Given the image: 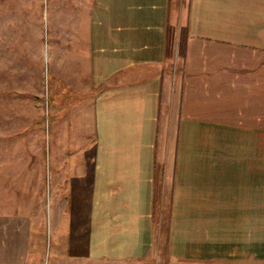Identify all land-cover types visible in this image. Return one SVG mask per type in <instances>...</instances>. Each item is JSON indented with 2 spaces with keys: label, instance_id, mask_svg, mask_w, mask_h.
Returning <instances> with one entry per match:
<instances>
[{
  "label": "crops",
  "instance_id": "1",
  "mask_svg": "<svg viewBox=\"0 0 264 264\" xmlns=\"http://www.w3.org/2000/svg\"><path fill=\"white\" fill-rule=\"evenodd\" d=\"M82 8L38 164L62 258L264 264V0ZM1 200L0 249L26 247Z\"/></svg>",
  "mask_w": 264,
  "mask_h": 264
},
{
  "label": "rangeland",
  "instance_id": "2",
  "mask_svg": "<svg viewBox=\"0 0 264 264\" xmlns=\"http://www.w3.org/2000/svg\"><path fill=\"white\" fill-rule=\"evenodd\" d=\"M83 1L0 0V208L4 194V213L18 209L27 236L24 248L0 249V264H104L62 258L68 254L56 249L50 229L52 185L38 175L43 150L47 163L50 95L64 79L72 16L78 21L73 33L86 38Z\"/></svg>",
  "mask_w": 264,
  "mask_h": 264
}]
</instances>
